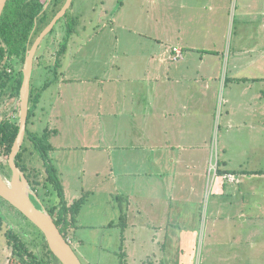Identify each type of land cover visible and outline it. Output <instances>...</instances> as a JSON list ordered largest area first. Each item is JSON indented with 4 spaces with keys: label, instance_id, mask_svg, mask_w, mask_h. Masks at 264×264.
I'll return each mask as SVG.
<instances>
[{
    "label": "crops",
    "instance_id": "obj_1",
    "mask_svg": "<svg viewBox=\"0 0 264 264\" xmlns=\"http://www.w3.org/2000/svg\"><path fill=\"white\" fill-rule=\"evenodd\" d=\"M249 1L238 8V0H165L162 17H155L157 23H163L153 30L156 33L124 26L130 36L120 41L130 46H124L119 60L102 61L100 72L89 77L68 79L86 83V119L99 122L104 130L100 150L113 162L106 175L118 174L114 162H118L120 149L131 152L129 201L138 215L148 216L151 241L160 250L153 264H169L173 252L179 253L178 264H187L188 258L196 264L199 250L204 254L205 240L209 255L217 249L222 258H230L219 264H264V202H251L257 189L250 181L264 170L242 179L238 173L249 174L230 167L229 160L213 162L211 150L220 99L226 103L225 135L234 131L232 126L237 130L249 126L251 132L264 122V38L260 37L264 33V0ZM104 10L106 18H111L109 9ZM133 35L138 37L136 43L131 42ZM176 46L184 50V58L177 61L172 59ZM227 50L229 60H222ZM58 62L63 66V60ZM53 65L57 67L56 60ZM88 65L85 62V70ZM252 81L260 84L256 104L249 99L253 90L247 83ZM228 82L235 88L226 94ZM50 85L45 81L38 89L44 91ZM42 92L39 105L45 99ZM68 94L74 95V91ZM53 145L52 152L61 148ZM211 172L213 193L209 191ZM228 175L235 179L229 180ZM113 188L106 193L112 200L124 190L119 191L118 184ZM96 192L89 189V194ZM147 199L148 205L144 203ZM116 210L112 203L100 213L106 229L118 225L113 223L118 213L120 216ZM137 225L132 221L133 227ZM257 257L262 259L257 261Z\"/></svg>",
    "mask_w": 264,
    "mask_h": 264
},
{
    "label": "rangeland",
    "instance_id": "obj_2",
    "mask_svg": "<svg viewBox=\"0 0 264 264\" xmlns=\"http://www.w3.org/2000/svg\"><path fill=\"white\" fill-rule=\"evenodd\" d=\"M123 2H125L124 7H122ZM243 2L247 4L250 1L238 0V8L241 7ZM104 8L109 9L108 16H111V18H106ZM164 8L165 0H76L67 16L68 18L75 15L77 17V21L72 25L75 30L70 38L72 44L71 57H65L64 55L63 66L60 63L56 68L52 65L54 60H34L31 87L38 88L45 81H50L51 85L44 91L40 89L41 92L43 91L45 99L41 105L35 108V112L28 124V129L40 137L46 134L47 128L57 129V134L48 135L49 138L47 139L55 146H61V148L56 149V152H51L50 156L59 169L64 184L66 200L71 204L75 199L84 195V205L77 217L76 227L72 228L68 236L75 250L77 249L78 254L81 255L83 264H120V258H118L117 254L121 250V245L118 246V244H122L123 237L125 239L123 252L127 253V264H153L156 262L154 255L158 254L160 250H157L154 247L156 245L155 242L151 241L150 226L147 225L148 220L146 219L148 216L144 214L142 216L138 215L136 209L134 210L133 203L130 202L133 182L131 174L132 164L129 160L131 152L126 151L125 148L118 151L116 155V158H119L118 162L116 160L114 162L116 164L115 167H118L116 168L118 171H115L118 174L108 177L106 175L108 173L107 170L113 162L108 160L109 155L107 157L104 151L100 150L101 144H103L104 136L102 134H104V130L100 127L99 122H89L86 119L88 114L84 112L87 109L84 95L86 83L78 81L70 83L68 79L86 75L89 77L93 73L100 72L102 61L119 60L117 56H119L124 46H130V43L125 45L124 40L120 41V39L130 36L123 30L124 26H135L142 30L150 29L151 33H156L153 30L163 26V23H157L155 17H159L160 20ZM239 12L240 9H238V14ZM81 15H85L87 22H90L87 28L89 38L87 37V43L85 44H83V38L76 35L81 30L79 21ZM97 21H99L98 26L96 25ZM106 25L108 27L105 28ZM113 28L114 30H112ZM61 34L63 37V30ZM260 37L264 38V33H261ZM137 38L136 35H133L131 42L136 43ZM263 43L264 40H262ZM224 53L222 60H229L230 53H228V50L224 51ZM230 60H233V57ZM87 61L89 65L87 70H85V62ZM24 64L22 62L16 63L17 66H21L23 69ZM70 65L71 67H69ZM49 66H52L51 71L49 69L45 70ZM21 67H18L17 70ZM229 76H232V74ZM244 83L243 80L240 85ZM247 84H252L251 90L253 92H249V99L256 104L258 102L260 84L253 81ZM227 88L226 94L235 86L228 82ZM71 90L74 91V95L68 94ZM225 97L224 92L222 98L225 99ZM19 101V98H10L8 96L1 98L0 120L5 121L8 116H11L14 120L16 118L20 119L21 108L20 111H14ZM221 102L222 99H220V104H218L215 114V126L213 125L211 140L212 159L215 163L218 160H229L230 167H234L239 172L243 170L242 172L249 174L247 176L238 173L240 177H243L242 179H245L255 173L254 171L264 170V122L262 124L257 123V127L252 128L251 132L249 126L238 130L235 126H232L234 131L227 136L225 135V127L227 125L225 121L227 120L226 103L225 101ZM91 103L92 101L90 100V106H92ZM203 136H206L205 128L203 129ZM122 147L128 148L131 146L130 144H123ZM27 158H30V156ZM39 165L43 168L41 160H39ZM214 165L216 167V164ZM211 173L209 191L212 192L213 172ZM105 177L107 180H104ZM250 181L254 182V186L257 189L251 196V202H255L256 199L264 202L262 200L264 197V174L253 176ZM117 184L121 188L119 191L124 190H122L123 193L119 198L112 200L110 195H106V193L113 190V187ZM89 189H95L97 192L94 195L89 194ZM48 190L51 191L52 189ZM211 192H209L210 195L208 194L210 200L215 201L216 198L212 196ZM114 196L116 197V195ZM211 197L213 198L211 199ZM52 198L56 201L57 196L55 193H53L51 201L53 200ZM146 198H148V195H146ZM148 200H144L146 205H148ZM219 201H222V199ZM112 203L117 206L116 211L120 212V216L118 213L116 219L113 218V223L118 225L114 228L106 229L103 226L106 225V220L101 218L100 213L104 212V209H108V206H111ZM135 212L137 214L136 217L133 216ZM149 212L148 210L147 213ZM7 215L16 223H21L15 213L7 212ZM132 221H136L138 225L133 227ZM124 223L128 224L125 228L122 226ZM228 233L230 231L224 232V234ZM202 240L203 238L200 240V247L202 246ZM7 250H2L4 259L9 256L10 251ZM89 258H91V261ZM233 258L234 256H231L232 261ZM228 259L230 260L229 257L222 258L217 249L209 255L207 240H205L204 254L201 256L199 250L196 256V264H219L221 261L224 262ZM257 259V261H260L262 258L257 257ZM169 260V264H178L180 260L179 253L173 252ZM190 262L191 258H188L187 264H193ZM243 264L245 263L243 262Z\"/></svg>",
    "mask_w": 264,
    "mask_h": 264
},
{
    "label": "flooded vegetation",
    "instance_id": "obj_3",
    "mask_svg": "<svg viewBox=\"0 0 264 264\" xmlns=\"http://www.w3.org/2000/svg\"><path fill=\"white\" fill-rule=\"evenodd\" d=\"M75 1L76 0H72L66 13L54 23L51 30L40 40L36 48L34 60H63L64 55L65 57L70 56V50L72 48L70 38L74 33V31H71V26L73 21L75 22L77 20V17L76 15L69 18L67 16L69 11L73 8ZM66 2L67 0H7L0 22L3 18L5 24L25 28L30 24L32 19L35 20L27 40L28 49L24 60H26L29 50L33 47L45 29L53 22ZM40 6L41 9L37 11ZM94 11L96 12V10ZM79 21L81 30L79 34L76 33V35L83 38V44H85L87 43V28L90 22H87L85 15H81ZM98 22L99 21L96 22L97 26L99 25ZM62 30L64 31L63 37L61 34ZM64 43L66 45L65 51L62 56H59L62 44ZM51 68L52 66H49L45 70L49 69L51 71ZM27 134L28 133H26L21 147V150L27 148V153H25L26 155H24V157L17 158L16 156L15 158V163L25 173L26 177L27 174L31 176L39 175L42 170L39 165L41 154L38 148H36L35 141L28 138ZM10 155L11 153L6 158L0 154V175L8 184L11 183L13 177ZM28 156H30V158L27 160ZM25 168H28V170H25ZM29 182L32 187V182ZM33 200L38 207L43 205L36 197H33ZM7 212L15 213L21 223L18 224L10 219ZM44 238V233L36 224L0 195V264H61L60 260L55 255L52 256L47 252ZM66 238L69 239V237ZM69 240L71 242V239ZM7 249L10 253L9 256L4 259L2 250ZM76 252L78 253L77 249ZM78 255L82 260L81 255Z\"/></svg>",
    "mask_w": 264,
    "mask_h": 264
},
{
    "label": "trees",
    "instance_id": "obj_4",
    "mask_svg": "<svg viewBox=\"0 0 264 264\" xmlns=\"http://www.w3.org/2000/svg\"><path fill=\"white\" fill-rule=\"evenodd\" d=\"M40 9L41 6L37 9V11ZM75 22L73 21L72 25H74ZM34 23L35 20L32 19L28 26L21 28L19 26H10L5 24L3 18L0 22V99L8 96L10 98H19L20 100L24 73L23 68L21 66H17L16 63L25 62L24 59L28 49L27 40ZM71 31H74L73 26H71ZM65 47V43L62 44L59 56H62L65 51ZM58 61L59 60H56L57 66L60 65ZM18 67L21 68L17 70ZM40 99L41 91L37 87L33 88L32 86L28 124L31 116H33L35 112V108H37L40 103ZM14 111H20V104L14 108ZM6 118L7 119L5 121L0 120V154L7 158L11 153L12 146L19 134L20 123L19 118H16L15 120L11 116ZM27 131V137L34 140L36 148L40 150L43 164V168L40 171L41 175L37 174L31 176L30 174H27V178L32 182V188L37 193L40 202L43 203L46 209L53 216L63 235L68 237L72 228L76 227L75 224L77 223V217L84 205V195L75 199V201L71 204H69L66 200L64 184L62 182L59 169L50 156V153L55 149V147L47 139L49 138L48 135L50 136L57 133V130L47 128L46 134L41 137L29 131L28 128ZM25 153H27V148L21 150L18 153L17 158L24 157V155H26ZM25 170H28V168H25ZM48 189L52 190L50 191ZM53 193L56 194L57 199L55 201L52 198V202L51 197ZM127 225L128 224L124 223L122 226L125 228ZM44 240L47 252L53 256L54 254L51 251L46 238H44ZM124 241L125 239L123 237L122 244H120L121 250L117 254L118 258H120V264H127V253L123 252Z\"/></svg>",
    "mask_w": 264,
    "mask_h": 264
},
{
    "label": "water",
    "instance_id": "obj_5",
    "mask_svg": "<svg viewBox=\"0 0 264 264\" xmlns=\"http://www.w3.org/2000/svg\"><path fill=\"white\" fill-rule=\"evenodd\" d=\"M71 2L72 0H67L66 4L57 14L53 22L45 29V31L40 35L33 47L29 50L28 56L25 60L23 70L24 79L20 93V130L10 155L13 177L11 183L8 184L2 179L0 175V195L7 199L10 203H12L41 229V231L45 235L51 251L62 264H83L80 256L74 249L70 240L63 235L60 228L56 224L55 219L46 209V207L44 205L38 207L35 204L33 197H36L38 200L40 199L37 193L31 187L25 173L15 163V158L21 150L27 133L29 101L31 95L34 55L36 52V48L43 36L51 30L54 23L66 13L67 9L71 5ZM6 3L7 0H0V19L5 9Z\"/></svg>",
    "mask_w": 264,
    "mask_h": 264
},
{
    "label": "built area",
    "instance_id": "obj_6",
    "mask_svg": "<svg viewBox=\"0 0 264 264\" xmlns=\"http://www.w3.org/2000/svg\"><path fill=\"white\" fill-rule=\"evenodd\" d=\"M183 58H184V50H183V48L180 47V46L174 47V53L172 55V59L177 61V60H181ZM228 179L233 181L235 178H234L233 175H228Z\"/></svg>",
    "mask_w": 264,
    "mask_h": 264
}]
</instances>
